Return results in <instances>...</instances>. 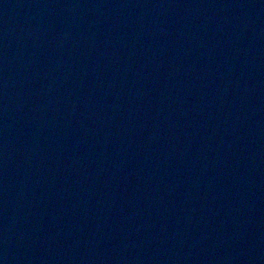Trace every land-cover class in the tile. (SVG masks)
<instances>
[{
    "label": "water",
    "instance_id": "obj_1",
    "mask_svg": "<svg viewBox=\"0 0 264 264\" xmlns=\"http://www.w3.org/2000/svg\"><path fill=\"white\" fill-rule=\"evenodd\" d=\"M0 264H264V0H0Z\"/></svg>",
    "mask_w": 264,
    "mask_h": 264
}]
</instances>
